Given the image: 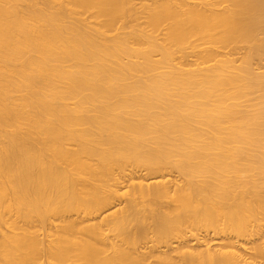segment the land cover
Masks as SVG:
<instances>
[{
	"label": "bare ground",
	"instance_id": "bare-ground-1",
	"mask_svg": "<svg viewBox=\"0 0 264 264\" xmlns=\"http://www.w3.org/2000/svg\"><path fill=\"white\" fill-rule=\"evenodd\" d=\"M133 5L0 0V264H264V0Z\"/></svg>",
	"mask_w": 264,
	"mask_h": 264
},
{
	"label": "rangeland",
	"instance_id": "rangeland-1",
	"mask_svg": "<svg viewBox=\"0 0 264 264\" xmlns=\"http://www.w3.org/2000/svg\"><path fill=\"white\" fill-rule=\"evenodd\" d=\"M149 2H150V0H134V5L133 6H135L138 9V11H140L141 8H142V5L143 4H147ZM222 5H224V4H222ZM81 17L86 22L92 21V18L89 17L88 13L83 14ZM144 21L145 20H144V18L142 16L137 20V22L139 24H142V25H144ZM128 25L129 24H127V22L126 23H118L116 28H115V30L110 32V35L111 34H117V33H120L122 31L130 30V27ZM126 26H128V27H126ZM220 49H224V51H228L229 50V48H220ZM190 51L191 50H187V52H190ZM239 53H242V52H238V54ZM238 54H235L234 57L235 58L236 57H240ZM137 173L138 174L139 173L140 174H147V172L144 171V170H138ZM169 174H171V173H169ZM172 175L176 179L179 178L177 176L178 174H175V172H172ZM239 177L241 179H244L246 177V175L239 174ZM153 180L154 179H152L151 181H153ZM179 180H180V178H179ZM135 204H136V207H137L138 212H139V214H138L139 220L136 223L132 222V223L129 224V226H128V237H129V240L131 242H135L136 243V247L137 248L139 247V249H140L141 247H143L141 250H145L146 251L147 250L146 249L147 246L149 247V246L154 245V244H159V243H156V236H155V233H154V230H155V217L158 214H161V213H164V212H171V211L177 212L178 208L170 200V198H163V197L154 198L153 196L135 197ZM59 224H60V222H59ZM189 232L190 233H187L185 236H183L185 238L182 237V240L183 241H187V242L189 241V244H190V242H191V244H193L192 243L193 242L192 235H194L195 237H196V235L198 237H200L203 234L204 235L207 234V232H204L203 230H199V232L197 230H193V232L192 231H189ZM201 233H203V234H201ZM188 234H190L191 236L188 235ZM209 235L211 236V234H209ZM213 236H215V235H213ZM225 236H226L227 240H228L229 237L230 238L234 237L233 233H231V232L230 233L227 232V234ZM253 238H254V236H248V237L239 238V239H244L245 241H248V240L250 241V239H253ZM174 240L173 239L171 240L172 243H173ZM175 242L176 241H174V243L171 244V246L172 245L173 246L177 245L178 242H176V244H175ZM144 246H145V249H144ZM160 246H162L161 250H163L164 249L163 248L164 247L163 244L162 245L160 244ZM247 246H249V244ZM149 261H151L150 263H154L155 262L153 259H149ZM188 263H189V258L186 257L181 262H179L178 264H188Z\"/></svg>",
	"mask_w": 264,
	"mask_h": 264
}]
</instances>
